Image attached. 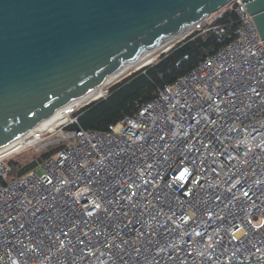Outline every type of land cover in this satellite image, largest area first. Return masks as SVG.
I'll use <instances>...</instances> for the list:
<instances>
[{"label": "built area", "instance_id": "1", "mask_svg": "<svg viewBox=\"0 0 264 264\" xmlns=\"http://www.w3.org/2000/svg\"><path fill=\"white\" fill-rule=\"evenodd\" d=\"M228 5L236 36L133 115L86 129L67 106L0 153V264H264V45ZM51 144L40 173L8 176L10 154Z\"/></svg>", "mask_w": 264, "mask_h": 264}, {"label": "water", "instance_id": "2", "mask_svg": "<svg viewBox=\"0 0 264 264\" xmlns=\"http://www.w3.org/2000/svg\"><path fill=\"white\" fill-rule=\"evenodd\" d=\"M230 0H0V147ZM264 45V0H243Z\"/></svg>", "mask_w": 264, "mask_h": 264}, {"label": "trees", "instance_id": "3", "mask_svg": "<svg viewBox=\"0 0 264 264\" xmlns=\"http://www.w3.org/2000/svg\"><path fill=\"white\" fill-rule=\"evenodd\" d=\"M214 24L222 25L223 32H214L207 28L210 25L193 29L185 37L158 53L151 62L129 70L114 81L104 96L78 106L73 111L77 119L76 124L86 129L108 130L123 116L133 115L142 104L156 95L161 87L188 70L197 57L215 52L237 34L238 20L231 8L224 9L215 17L212 25ZM59 146L61 145L48 146L35 152L30 159H7L8 176L35 168L39 161L51 155Z\"/></svg>", "mask_w": 264, "mask_h": 264}, {"label": "bare ground", "instance_id": "4", "mask_svg": "<svg viewBox=\"0 0 264 264\" xmlns=\"http://www.w3.org/2000/svg\"><path fill=\"white\" fill-rule=\"evenodd\" d=\"M207 17H204L199 23L193 25L192 27L186 28L185 30H183L182 32H180L177 35H174L172 37H168L164 40H162L161 42H159L157 45L145 50L144 52H142L140 55H138L136 58L125 62L124 64H122L115 72H113L112 74H110L107 79L105 80V82L99 86L98 88L94 89L93 91L89 92L88 94L79 97L75 100H72L71 102H69L67 105L59 107L58 109H56L51 115H49L46 118H43L41 120H38L27 132H25L22 136L18 137L17 139H14L6 144H4L3 146L0 147V153H8V152H13L15 150H17V148L23 146L25 144V142H27L29 140V138L31 139V131L33 128H48L51 127L52 125H54L55 123H57L59 121V119L64 115V109L65 107H76L79 104H82L90 99H92L93 97H96L97 95H99L104 86L111 83L112 81L118 79L119 77H121L122 75H124L125 73H127L129 70L131 69H135L138 68L144 64H147L154 56V54L158 51L164 50L167 47L170 46V44L175 41L176 39H178L179 37L183 36L184 34H186L190 29H192L194 26H198L202 21H204ZM16 143H18V145L14 146Z\"/></svg>", "mask_w": 264, "mask_h": 264}, {"label": "rangeland", "instance_id": "5", "mask_svg": "<svg viewBox=\"0 0 264 264\" xmlns=\"http://www.w3.org/2000/svg\"><path fill=\"white\" fill-rule=\"evenodd\" d=\"M229 2L228 3H226L225 5H223L222 7H220V8H218L217 10H215V11H213V12H211L208 16H207V18L204 20V21H202L198 26H194L192 29H190L186 34H184L183 36H181V37H179L178 39H180V38H183V37H185L190 31H192L193 29H195V28H200V27H206V26H208V25H212V23H213V20L215 19V17H217V16H219L220 14H221V12L224 10V9H229ZM178 39H176L175 41H173L171 44H173L174 42H176ZM170 44V45H171ZM168 48V47H167ZM166 48V49H167ZM165 50V49H164ZM164 50H161V51H158V52H156L155 54H154V56H153V58L158 54V53H160V52H162V51H164ZM152 58V59H153ZM152 59L149 61V62H151L152 61ZM148 62V63H149ZM145 65V64H144ZM141 67V66H140ZM139 68V67H138ZM135 69H137V68H135ZM132 70V69H131ZM126 74V73H125ZM123 76V75H122ZM121 76V77H122ZM121 77H119L118 79H120ZM118 79H116V80H118ZM116 80H114V81H116ZM114 81H112L111 83H109V84H107V85H105L104 86V90H107V88L114 82ZM92 100V99H91ZM90 100H88V102H89ZM85 103H87V101L86 102H84V103H82V104H79L78 106H81V105H83V104H85ZM16 145H18V143H16L14 146H16ZM48 146H57L56 144H51V145H48ZM47 146V147H48ZM34 147H36V146H34ZM34 147H32V146H28L27 148H24V149H21L20 151H18V152H15V153H12V154H10L6 159H15V158H18V159H22V160H26V159H30L33 155H34V153L35 152H39V151H41V150H43V149H45L46 148V146L45 147H42V148H38V149H36V148H34ZM35 171L37 172V173H40L41 171H42V169L40 168V167H35Z\"/></svg>", "mask_w": 264, "mask_h": 264}, {"label": "snow or ice", "instance_id": "6", "mask_svg": "<svg viewBox=\"0 0 264 264\" xmlns=\"http://www.w3.org/2000/svg\"><path fill=\"white\" fill-rule=\"evenodd\" d=\"M184 174H186V173H183L182 175H184Z\"/></svg>", "mask_w": 264, "mask_h": 264}]
</instances>
